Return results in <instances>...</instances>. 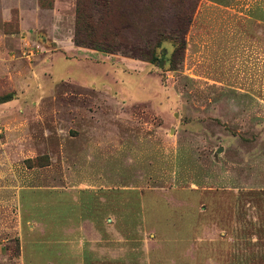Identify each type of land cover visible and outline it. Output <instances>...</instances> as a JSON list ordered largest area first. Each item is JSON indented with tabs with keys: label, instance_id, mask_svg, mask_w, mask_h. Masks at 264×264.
Here are the masks:
<instances>
[{
	"label": "rangeland",
	"instance_id": "rangeland-1",
	"mask_svg": "<svg viewBox=\"0 0 264 264\" xmlns=\"http://www.w3.org/2000/svg\"><path fill=\"white\" fill-rule=\"evenodd\" d=\"M80 2L0 0V264H264V0Z\"/></svg>",
	"mask_w": 264,
	"mask_h": 264
},
{
	"label": "trees",
	"instance_id": "trees-1",
	"mask_svg": "<svg viewBox=\"0 0 264 264\" xmlns=\"http://www.w3.org/2000/svg\"><path fill=\"white\" fill-rule=\"evenodd\" d=\"M81 0H76V5H75V31H74V40L78 41L81 40L84 43L85 42H89L91 40L92 44L94 45L96 41H94V39H91L93 37H91L89 39V34H85L87 28L90 29V24H87V20L85 21V18L82 15V7L83 5L80 2ZM80 30H82L84 32V36H79L80 34ZM91 35V34H90Z\"/></svg>",
	"mask_w": 264,
	"mask_h": 264
},
{
	"label": "crops",
	"instance_id": "crops-1",
	"mask_svg": "<svg viewBox=\"0 0 264 264\" xmlns=\"http://www.w3.org/2000/svg\"><path fill=\"white\" fill-rule=\"evenodd\" d=\"M84 256L85 257H83L82 259H78L76 261H72L71 264H91L89 259L87 258L88 257V253H85Z\"/></svg>",
	"mask_w": 264,
	"mask_h": 264
},
{
	"label": "water",
	"instance_id": "water-1",
	"mask_svg": "<svg viewBox=\"0 0 264 264\" xmlns=\"http://www.w3.org/2000/svg\"><path fill=\"white\" fill-rule=\"evenodd\" d=\"M219 151H220V149L217 150V152H219Z\"/></svg>",
	"mask_w": 264,
	"mask_h": 264
}]
</instances>
